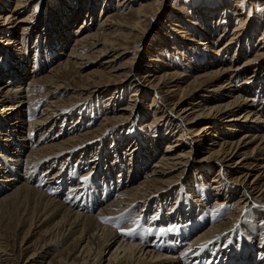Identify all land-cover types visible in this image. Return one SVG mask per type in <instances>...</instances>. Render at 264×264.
I'll return each instance as SVG.
<instances>
[{"label":"bare ground","instance_id":"bare-ground-1","mask_svg":"<svg viewBox=\"0 0 264 264\" xmlns=\"http://www.w3.org/2000/svg\"><path fill=\"white\" fill-rule=\"evenodd\" d=\"M27 1L30 0H15L13 8L3 13L7 2L0 0V48L3 51L0 56L6 59L4 65L8 59L16 61L15 69L7 65L0 68V210L18 212L23 218L21 225L32 220L28 223L27 232L31 234L37 230L33 234L47 236L48 246L60 242L64 244L66 240L63 248L66 253L60 256L59 264H253L254 261L257 262L255 264H264V228L260 226L262 219L257 223L258 231L255 225L252 227L253 234L257 233L258 239L263 241L260 247L256 245V248L243 249L239 257L232 248L233 245L226 247L224 242L219 241L220 237L231 232L229 229L233 228L246 207L252 205L264 210V95L254 109L258 93L254 95L251 92L253 89L259 92V86L264 85V76H260L259 82L254 80L256 74L254 79L249 75L239 81L246 69L253 68L257 71L258 63L264 60V36L259 37L254 44L250 42L249 35L244 36L243 26L248 16L243 17L240 13L241 17L235 18L239 19L238 24L229 32L226 40L217 46L227 33V25L232 17L239 12L237 5L233 8L224 3L220 19V14L217 15L215 11H211L208 16L193 15L189 10L181 14L179 10L183 7L175 5L174 10L178 12L173 14L169 22L165 33L166 43L173 45L169 48L171 51L175 47L185 52V61L190 50L200 52L197 65H190V61L185 64L180 60L187 69L177 71L175 67L172 69L167 65L165 70L158 71L152 64L153 68L143 74L131 68L134 58L117 66L115 63L128 53L129 44L138 39L146 21L158 14L163 7L162 1L141 0L138 4V0H118V14L115 13L117 18L107 16L104 11L98 15L94 28L91 21L95 5H91L92 10L91 6L87 7L84 15L79 12L83 6L77 11L76 7L74 17L73 12L60 13L56 28L51 32L48 28L54 47H62L58 55H63L62 50L67 41L64 40V45L61 43L67 37V28L81 17L80 24L72 31L73 39L67 38L72 40L73 45L64 54L65 57L46 74L34 79L30 75L31 80L28 81L29 79L23 80L25 74L17 66L24 64L28 56L24 52L22 58L15 57L19 49L12 55L15 58L7 53L14 44L16 48L19 47V41L29 38L33 31L37 33L36 37L46 35L45 30L40 31L39 22L29 25L33 14L27 12L29 15L18 16L17 12L26 7ZM255 1L260 2L257 11L262 13L264 0ZM99 2H102L99 5H106L109 0ZM135 3L138 7H134ZM204 20L207 21L206 25L203 24ZM119 28H125L126 31L118 32ZM195 32L200 33L201 37L195 39ZM215 34L217 35L214 36ZM233 46L234 54L239 51H253V54L236 64L234 54L230 60L225 59ZM115 50L120 51L103 59L107 53ZM36 56L33 66L35 71L37 64L47 63L46 59ZM152 56L151 54L146 59L147 66L152 63ZM169 56L172 59L170 54ZM129 82L130 87L135 90L131 92L128 103L107 111V115L102 116L95 127L84 131L75 127L74 133L67 137H60L62 134L59 132L64 133V127L54 130L58 125L57 118L68 111V107L74 108L79 101H87L105 86L111 91L106 99L110 102L117 101L122 98L121 91ZM75 83L77 87L74 90L78 92L71 95L69 100L62 97L73 89L72 84ZM36 85L46 87V92L37 94ZM163 88L168 90L164 97L160 94ZM143 93L144 97L152 98L146 108L151 111L155 107L152 109L154 111L150 125L156 128L154 131H158V134L147 138L152 145L144 149L141 145L132 147V139L126 145L130 146L129 149L126 148L127 154H133L129 161L133 162L138 153L146 155L153 152L156 149L153 148L154 143L158 142L162 131L165 133L161 137H172V140L164 144L162 153L148 165V170L141 179L133 183L131 175L134 163L130 165L132 171L128 174L124 172L126 182L120 178L123 168L120 169L119 152L115 154L112 164H105L106 161L99 158L103 153H97L94 157L97 156L98 160H90L95 170L88 175L99 170H102V174L105 172L104 175L93 181H83L79 175L75 182L69 183L76 177L73 175L72 178L68 168L72 160L79 153L84 152L87 156L94 150L95 147L91 145L94 142L102 144V148L104 145L107 147L103 143L106 132L104 127L112 123L114 126L123 125L134 118L141 99L139 97ZM58 94L62 96L59 98ZM38 96L42 102L35 105L33 102L36 103ZM184 103L186 104L183 105ZM220 126L225 128L221 130ZM38 131L39 135L32 143V135ZM189 134H192L190 140ZM199 152L204 155L195 159L193 154ZM64 153L67 154L63 158L66 170L57 168ZM107 153L103 154V158ZM91 156H88V161ZM196 161L202 163V167L211 164V167L216 168L210 188L214 189L212 194L215 200L218 198L220 201L217 206L229 202L230 190L239 192L228 217L226 215L222 219L217 216L218 219L214 220L211 209L210 214L205 211V216L209 218L207 220L205 216L197 217L192 211L193 215L187 219L188 224H184V212L179 209L175 211L179 227L173 226L171 231L163 226L168 224L163 219L169 216V212L166 215L161 212L153 227H148L149 223L146 224L144 218L140 220L137 216L136 221L129 218L131 210L139 203L143 205L141 212H138L141 214L144 208H149L148 201L168 199L167 193L177 185H183V173ZM102 165L105 168H101ZM42 167L45 168L42 170ZM74 167L79 171L82 166L76 164ZM21 169L23 174L19 173ZM116 169H120V173L117 172L113 177L112 173ZM137 170L134 174H137ZM21 174L19 179L17 176ZM67 183L64 196H61L63 186ZM209 195L208 191L205 201H208ZM195 201L201 202L198 199ZM7 203L10 204L5 209L1 208L2 204ZM199 205L205 208L203 204ZM153 223L154 221L151 224ZM157 226H160L159 230ZM132 229L134 231L127 234ZM152 235L154 237L149 240ZM182 243L184 245L180 247ZM4 247L0 244V264H9V253ZM209 253L212 254L211 257L204 260ZM34 259L35 253H31L25 262L34 264Z\"/></svg>","mask_w":264,"mask_h":264},{"label":"rangeland","instance_id":"rangeland-1","mask_svg":"<svg viewBox=\"0 0 264 264\" xmlns=\"http://www.w3.org/2000/svg\"><path fill=\"white\" fill-rule=\"evenodd\" d=\"M33 1L34 0L27 1L25 3L26 7L20 9L17 12L18 16L21 17V16H25V14L26 15L33 14V16L30 17V20L32 19V21L29 22V25L31 23L36 24L39 22L38 26H39L40 31L45 30L46 35H44V36L39 35V36H37L38 37L37 38L36 37L37 33L35 34L33 31L32 35L29 38L23 39V41H19V47L17 46V48H16V46L14 44V46L11 47L7 51V53L9 55H11V58H15V57L22 58L24 56V52L28 56L27 60L25 61L24 64L17 65L21 70H23V73L25 74L23 80H28L29 78H31V77H29L30 75H32L31 79H34V78H39V75L41 77L44 74H46L50 70V68H53L55 65H57L59 63L58 61L60 59L65 57L64 54H66L67 51L69 50V47L73 45L72 40H69L67 38L70 37L73 39L72 31L74 30V28L78 24H80V21H81L80 18L81 17L76 22H74L73 25L68 26V28H67V37H64V39H63V41L64 40L67 41V45L63 47V50H62L64 53L63 55H58V53L61 52L62 47L60 45H58V46H60V48L58 46L54 47L55 46L53 44L54 41H53V39H51L52 34L50 35L48 33V28H49L50 32L56 28L58 20H60V16H61L60 13L73 12V17H74L75 16L74 9L76 7H78V8H76V11H77L80 7L83 6V8L81 10H79V12H81L82 15H84V14H86L85 10L87 9V7H89L91 5L92 6L95 5V8H93L94 14L92 16V21H91L93 28L97 24L96 19L98 18V15L100 13L102 14L105 11L107 16L111 15V17H113V18H117L116 14H118L116 12V5L118 4L117 3L118 0H109V2L106 5L105 4L99 5V3H102L99 1H103V0H75V1L74 0H35L34 2ZM161 1L163 4V7L160 9L158 14L153 19L146 21L147 23H145L142 30L139 32L138 39L135 41V43L132 42L129 44L130 50L128 51V53L126 55L122 56V58L118 59V61L115 63V66L122 64L124 62H128V60L130 61V60H132V58H134V63H133L131 68L136 69L140 73L145 74L148 70H151L153 68V67H151L152 64H153V66L156 67V69L158 71L159 70L160 71L165 70L167 68V65L169 66V68L171 66L172 69L175 67L177 71L187 69L188 67L183 65L180 60H182L183 63L185 62V64L187 63V61H190L189 62L190 65H194V64L197 65V62L200 58L199 55L201 54L200 52H194L193 50H190L189 53L185 56V59L187 60V61H185L183 58V56L185 55V52H183L182 50H179L175 47L173 49H175L176 51L172 49V51H173L172 52L169 48H170V46L173 47V45L166 43L167 39L165 38V33L168 30V25H169V22L172 20L173 14H175V12H178V11L174 10V8H176L175 5H177V4L180 5V7L181 6L183 7V9L179 10V12L181 14L182 13L184 14L185 10H189L191 12V14H193V15L204 14V15L208 16V14L211 11H215V13L217 15L220 14L219 19L221 18L220 11H222V9H223L222 6H224L223 5L224 3H225V6H231L233 8L237 5V10L239 12L234 14L235 17L234 16L232 17L231 21L227 25V33L222 38V40L217 43V46L222 44L226 40V38L229 36V32L232 31L233 27L236 24H238L239 19L235 20V18L241 17V16H243V17L245 16L246 18L248 16L247 20L245 21L246 24H244V26H243V29H244L243 33H244V36L245 35L250 36V38H251L250 42L252 44L256 43L257 42L256 40L259 37H261L262 35L264 36V28H263L264 27V11L262 13H259L260 11H257L259 4H260V2L258 3V1H255V0H161ZM6 2H7L6 6L4 7L5 11H3V13H6L9 10H11V8H13L15 0H6ZM137 2H139L138 4H140L142 1L138 0ZM249 2H251L252 4H250ZM135 4L136 5H134V7H138V4L137 3H135ZM92 6H91V10H92ZM100 9H101V12H100ZM154 10H155V8L153 9V11ZM254 11H255V13H254ZM249 12H251V14ZM87 13H88V10H87ZM240 13H242L241 16H240ZM253 17H254V19H253ZM203 22H204L203 24H205L207 21L204 20ZM39 29L37 28V30H39ZM117 31L118 32H125L126 30H125V28H119ZM194 34L195 35L197 34L196 36L193 35L195 37V39H198L199 37H201L200 33L195 32ZM64 35L66 36V34H64ZM216 35L217 34H215L214 36H216ZM1 36L2 35H1V31H0V37ZM49 42H51V43L49 44ZM64 42H62L61 45L66 44V42L65 43ZM244 43H246V42L244 41ZM36 45H38V46L36 47ZM18 49L21 50V53H19ZM119 51H117V50L111 51V52L107 53L103 57V59H106V58L112 56L115 52H119ZM1 52H3V51L0 48V53ZM14 52H16L14 55L15 57L12 56L14 54ZM234 52H235V50H234V46H233L230 49L227 57H225V59L227 58V60H230L231 57H233ZM48 54H50V55H48ZM151 54L153 55L152 56L153 60L151 61L152 63L148 64L149 66H147V60ZM169 54L172 56V59L170 58ZM252 54H253V51H250L248 53L239 51V52H236L234 54L233 59L235 60L236 64H239L243 60H245L248 56H250ZM36 55H39L40 59L44 58L47 60V63H45V64L39 63L36 65V69H37L36 71L37 72L35 71V68L33 67V66H35L34 60H36L35 59V57H37ZM47 55L49 56V58L47 57ZM178 55H179V57H177ZM179 58H181V59H179ZM56 59H58L57 63H55ZM0 60H1L0 61V68L5 67L6 65L8 67L12 66V68H13L14 64L16 62L15 60H9L8 59L6 65H4L6 62V59L5 58L2 59V57L0 56ZM216 60H214V61H216ZM217 62H218V64H221L220 60H217ZM89 68H91V67L89 66ZM14 69H15V67H14ZM11 70H13V69H11ZM31 72H34V73L32 74ZM255 74L257 76L256 79H254ZM249 75L250 76L252 75L251 76L252 79L256 80V82H259L261 80L260 76H264V60L260 61L258 63V70L257 71H255L253 68L246 69L245 72L243 73V75H241V77H239V81L247 78ZM31 79H29L28 81H30ZM75 80L78 82V78L75 77ZM15 83H17V82H15ZM15 85H17V84H15ZM72 86H73L72 87L73 89H70L68 93L64 94V96H62V95L61 96L64 97L65 99L69 100L71 95L76 94L78 91L74 90V88L77 87V84L76 83L72 84ZM130 86H131L130 82L127 83V86H125L123 91H121L122 92L121 93L122 98H120L119 100L117 99V101L110 102L108 99H106L107 97H109L111 95V91H109V89H107V87L105 86L99 91L100 93H94V95H92L87 101L81 100L78 102L77 105L74 106V108L68 107L70 109L67 108L68 111L63 112V114L57 118L58 125H56L54 130L55 131L57 129L60 130L62 127H64V129H65L63 131L64 133H61V131L59 132L60 134H62V136H60V137H63V136L67 137V136H70L74 133L75 127L79 128L82 131H84V129L87 130V129H91V128L95 127L98 124V122L100 121V118L104 115L106 116L107 113L110 111V109L115 110L118 107H120L121 105H126L128 103V99L130 98L131 92H134V90H135V88L130 87ZM259 87H260L258 89L259 92L256 91V89H253L251 91L254 95H256L258 93L257 104L254 106V109L257 108L259 99L264 95V85L259 86ZM45 88L46 87H39L38 85H36L35 86V92L37 94H43L47 90V88L46 89ZM167 91H168L167 88H163L161 93H160L161 96H163V97L166 96ZM61 96L59 95V98ZM139 98H141V99L139 101V105L137 106L134 118H130L129 121L127 123H124L123 125L114 126V123H112V124H108L107 126L104 127V130H106V132L104 133L103 143L107 144V147H105V145H104V148H102V146H103L102 144H100L98 142H94L91 145H93L95 148H94V150H91V152L87 156L83 152V153L77 154V156L73 160H72V158L70 159V160H72V162L70 164V167H68V168L70 169V171L72 173V178H73V175H75L76 177L73 178V181H71V182L69 181V183L75 182L76 178L79 177V175L81 176V179L83 181L86 180L85 178H87L88 181H93L95 178H97V179L101 178V176L104 175V173H105V172H103V174L100 173V172H102V170L94 172L90 176L88 175V173H91L95 170L92 167L93 165H92V162H90V160H92L93 158H96L97 156L96 157H94V156L97 153L106 154L107 149H108L107 156L106 157L104 156V158H103V154H102V156H99L100 160L103 159V162L106 161L105 164H112L113 161H115V158H114L115 154H117V152H119L118 154L120 155V158H118V159L121 160L120 169L123 168V171H121V173H120V169H116L112 173L113 177H115V174L117 175L118 174L117 172H119L120 176H121L120 178H122V180H125V182H126V179H125L126 177L124 176L126 173H124V172H127V174H128L129 171H132L130 165H131V163H134L133 173L131 175V177H133V183H137L141 179V176H143V173H145V171L148 170V165L152 164L156 160V158H158V156L162 153L164 144L167 142H171L172 137H168V138L161 137L165 133L164 131H162L163 133L161 134V136H158V142L154 143L155 146L153 148H156V149L153 152H149V154H146V155H145V153L142 155H140V153H138V155H136V156L134 155L135 158H134L133 162L129 161V158L131 156H133V154L132 155L127 154L128 152L126 151V148H128L130 146L126 147V145H129V142L131 143L132 139H133L132 147L135 145L137 147L139 145H141V146H143V149H144V148H147V146L150 147V145H152L151 142H148L147 138L156 137V135L158 134V131L157 132L154 131L156 128L155 127L152 128V125H150L152 117H153L152 112L154 111L152 109H154L155 107H153L151 109V111H149L146 108V107H148V104L152 101V98L150 96L144 97V93H143V96H141ZM157 101H158V98H157ZM37 102H42L41 99L39 98V96H38L36 103H35V101L33 103L35 105H38ZM185 104L186 103H184L183 105H185ZM135 105H137V104H135ZM32 116H34V115H32ZM30 120L31 119L29 117V121ZM59 124H61V126ZM154 126H157V125H154ZM220 127H221V130L225 128L222 126H220ZM170 129H173V128H170ZM66 130H67V132H66ZM39 132L40 131L33 133L32 143L37 139ZM188 136H189V140H190L192 134H189ZM49 138H51V136H49ZM91 145H89V147ZM140 149H141V147H139V150ZM104 151H105V153H104ZM151 153H152V157H151ZM202 154L203 153H200V152L198 154L194 153L193 156L195 157V159H199V157L202 156ZM65 155H67V154L66 153L62 154L60 161H59L60 163L57 166V168L58 167L62 168V170L67 169V165L63 163V158L65 157ZM89 155L90 156L92 155V156L89 158V161H88ZM84 156L87 158L84 159ZM96 159L98 160V158H96ZM118 159H117V161H119ZM76 164L77 165L81 164V166H82L81 169H79V171L77 170V168L74 167V165H76ZM201 165H202V163H199L198 161H196L195 163H191L190 166L187 167V169L183 173V177H182L183 185H181V186L177 185L175 187V189H173L171 192L167 193L168 199H162L159 201H155L156 203L152 202V200L148 201L147 203L150 204L149 208L148 207L144 208V211H142L141 214L138 212H141V208L143 205L141 203H139L131 210L129 218H132L135 221L137 219L142 220L144 218L146 221V224H148V223L150 224V225L148 224L147 226L153 227V226H156L155 222L159 219L161 212L164 213V215H166V213L169 212L168 213L169 216H165L166 218L163 219L164 223L168 222V224L165 223L166 225L164 224L163 226L166 227L167 229H169V231H171V229L174 228L173 226L179 227V225L177 224V222H179V220H176L177 215L175 212L179 209H183L184 213H182V215L185 217V219H184L185 222H183L184 224H188L187 219L189 216L193 215L192 211H194V214H197V217L198 216L204 217L206 214L205 211L208 214H210L209 212H211L210 210L212 209V212H214V216H213L214 220L218 219V218H216L217 216L221 217L222 219L228 217V213L231 212V210L233 209L232 203L238 197L239 192L236 193V191L230 190L231 195L228 196L229 202L217 206L216 204H219L220 201L218 200V198L215 200L214 194H212L214 189L210 188L212 186V184H211L212 180L211 179L213 176H215L216 168L211 167V166H213L211 164H208V165L206 164L205 167H202ZM44 168L45 167H42L41 169L43 170ZM101 168H105V167L102 165ZM84 170L87 171V173ZM136 170H137V174H134V171H136ZM200 171H202V172H200ZM19 173L23 174L22 169L19 170ZM22 174L18 175L17 177L20 179ZM87 175H88V177H87ZM69 183H67L63 186V192L61 193V196H64V191H66ZM128 184H129V182H128ZM128 184H126V185L128 186ZM206 187H207V189H206ZM208 191L210 192V195L208 197L209 199H208V201H205L207 198V195H208ZM222 197H224V196H221V198ZM197 199H198V201H201V202H196L195 200H197ZM200 203H201V206L203 204V206H205V208L200 207V205H199ZM8 204H10V203L2 204L1 208L5 209ZM157 205H158V207H157ZM223 206H225V207H223ZM157 209H160V210L158 211ZM0 212H2V214H0V244L5 246L4 248L6 249V252L9 253V255H8L9 256V262H8L9 264H26L25 261L31 253H35L34 264H47V263L59 264L60 256H63L66 253V251L63 250V248L65 247V245L67 243V242H65L66 240L64 241V244H63V242L62 243L60 242V243H56V244H52V245L48 246V245H46L47 236H43L39 233L33 234L37 230L33 231V233H31V234H30V232L29 233L27 232L28 231V225L31 223L32 220H27L25 223H23L21 225V220L23 218L20 217L21 215L18 214V212L15 213L14 211L10 212L7 210H0ZM134 216H135V218H134ZM137 216H138V218H137ZM204 218L209 220V218L206 216ZM261 219H262V223L260 224V226H262L264 228V222H263L264 221V210H259L257 207H254L252 205L246 207L243 211V214L238 218V221L235 222V224L233 225V228L229 229V231L231 230V232L224 237H220V240H219L220 243L224 242L226 247L233 245L232 248H234V251L236 253H238L237 256H239L243 253V249L255 247L256 245L258 247H260L263 244V241L258 239L257 233L253 234L254 229L252 230V227L255 225V228L258 231L259 226L257 223H259ZM153 221H154V223L152 225L151 223ZM159 227L160 226L156 227L157 230H159ZM249 234L251 236H249ZM263 235H264V233H263ZM153 237H154L153 235L151 237H149V240H151ZM257 241H259V242H257ZM183 245H184V243H182L180 245V247H182ZM262 250L264 251V249H262ZM211 255L212 254L209 253L207 256H205L206 259L204 258V260L207 261V259L210 258ZM255 263H257V262L254 261L253 264H255ZM211 264H212V262H211Z\"/></svg>","mask_w":264,"mask_h":264},{"label":"snow or ice","instance_id":"snow-or-ice-1","mask_svg":"<svg viewBox=\"0 0 264 264\" xmlns=\"http://www.w3.org/2000/svg\"><path fill=\"white\" fill-rule=\"evenodd\" d=\"M85 179H87V178H85ZM133 231H134V229L128 230V233L127 234H131V232H133Z\"/></svg>","mask_w":264,"mask_h":264}]
</instances>
